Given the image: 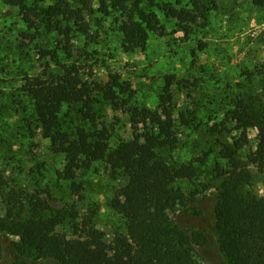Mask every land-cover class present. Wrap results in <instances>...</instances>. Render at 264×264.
Listing matches in <instances>:
<instances>
[{
  "label": "rangeland",
  "instance_id": "rangeland-1",
  "mask_svg": "<svg viewBox=\"0 0 264 264\" xmlns=\"http://www.w3.org/2000/svg\"><path fill=\"white\" fill-rule=\"evenodd\" d=\"M24 1L33 9L35 29L18 7L0 0V169L8 184L0 192V224L41 199L55 208L73 205L80 218L94 214L107 250L124 234L125 219L114 206L128 195L126 178L104 162L54 153L35 120L28 89L35 81L53 85L70 76L78 87L99 92L116 76L129 85L132 98L117 111L101 106L99 127L108 145L139 137L146 128L158 131L156 119L167 120V138L177 147L166 156L196 170L192 181L178 184L179 191L196 193L191 206L210 233L218 186L213 170L222 144L235 148L241 162L258 144V130L242 134L225 115L238 93L264 98V8L253 0H146L141 8L155 16L157 29L131 51L120 32L126 16L112 0H90L87 10L73 4V18L56 17L49 27L44 15L33 16L56 0ZM170 9L183 11V18ZM215 127L219 131L210 134ZM249 171L248 189L264 196V173ZM15 244L0 227V264H28L12 253ZM194 258L196 264H224L209 242L196 247Z\"/></svg>",
  "mask_w": 264,
  "mask_h": 264
},
{
  "label": "trees",
  "instance_id": "trees-1",
  "mask_svg": "<svg viewBox=\"0 0 264 264\" xmlns=\"http://www.w3.org/2000/svg\"><path fill=\"white\" fill-rule=\"evenodd\" d=\"M3 1L21 10L29 29L37 28L29 17L33 9L27 8L24 0ZM89 1L56 0L33 17L44 15L41 21L49 27L56 17L73 18V4L89 9ZM112 1L126 16L120 26L123 46L131 51L142 48L157 29L155 16L141 8L146 0ZM253 4L264 8V0H253ZM169 12L183 18V11ZM80 28L87 32L86 24ZM28 89L35 120L51 150L91 163L104 162L126 178L128 195L122 202H115V212L125 219L126 227L124 234L113 238L109 250L103 234L95 228L94 214L80 218L73 205L55 208L44 200H32L26 210L17 209L0 224L16 239L12 253L18 259L28 264H196V247L209 242L224 264H264V196L248 189L249 167L264 173L263 97L244 92L228 102L226 120L242 134L248 129L258 130L259 139L246 162L237 159L235 148L222 144L213 170L218 184L214 222L207 233L191 206L196 193L187 196L178 188V184L192 181L195 168L166 156L177 147V142L167 138V120L156 119L158 131L146 128L139 137L108 145V134L99 127L101 106L108 105L114 111L127 107L132 98L129 85L115 76L96 92L88 86L78 87L67 76L53 85L35 81ZM181 120L186 122L182 115ZM208 131L216 134L219 130L215 127ZM7 187L0 169V192Z\"/></svg>",
  "mask_w": 264,
  "mask_h": 264
}]
</instances>
